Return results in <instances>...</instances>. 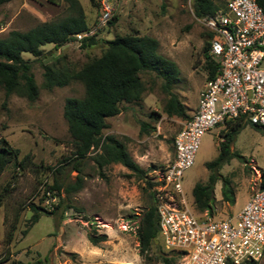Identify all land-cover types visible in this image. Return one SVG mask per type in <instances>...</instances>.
<instances>
[{"label": "rangeland", "instance_id": "1", "mask_svg": "<svg viewBox=\"0 0 264 264\" xmlns=\"http://www.w3.org/2000/svg\"><path fill=\"white\" fill-rule=\"evenodd\" d=\"M111 1L113 19L97 30L98 0H80L97 44L82 47L78 39L59 48L44 45L41 58L23 53L33 63L40 88L36 101L13 94L5 102V91L0 88V137L20 149L21 158L30 155L25 170L16 169L13 176L15 169L9 166L0 175V264H163L157 247L160 242L142 255L138 236L141 218L157 198L160 184L151 189L144 179L120 163L99 167L94 159L98 150L80 159V171L76 169L75 145L64 107L67 98L85 96V85L73 80L47 89L43 86V64L58 62L78 70L103 53L108 39L129 33L150 35L159 41V53L177 64L179 79L172 91L189 112L198 107L200 92L208 80L205 46L210 41L209 31L198 21L193 0ZM214 1L222 7L227 0ZM69 13L65 0H12L0 7V37ZM141 76L146 85L142 100L123 103L121 112L107 119L109 127L104 134L123 140L151 182L161 183L164 169L174 158L175 136L186 119L164 111L168 96L163 78L151 71ZM246 121L232 145L240 156L221 169L236 190V203L222 200L223 182L219 181L214 213L210 214L216 219L242 210L262 178L264 126L258 129ZM144 124L149 126L145 128ZM225 126L222 123L204 134L194 165L184 172L182 186L190 203L194 202L195 184L209 178L207 162L218 156L220 132ZM70 156L72 160L65 161ZM78 181L82 187L74 190ZM32 205L42 207L36 223L31 221L35 214ZM17 216L18 227L8 242L10 224ZM104 233L106 241L98 245L90 241V234ZM258 264H264V257Z\"/></svg>", "mask_w": 264, "mask_h": 264}, {"label": "trees", "instance_id": "2", "mask_svg": "<svg viewBox=\"0 0 264 264\" xmlns=\"http://www.w3.org/2000/svg\"><path fill=\"white\" fill-rule=\"evenodd\" d=\"M12 0H0V7ZM55 2V0H50ZM68 3L70 13L63 18L53 21H45L26 30H12L7 36L0 37V88L5 91L7 100L13 94L27 98L34 102L38 99L40 88L33 72V63L26 59L23 53L27 52L41 58L46 44H54L56 48L64 46L79 38L78 34L90 31L86 11L80 0H65ZM94 1V0H93ZM264 9V0H257ZM224 6L218 5L214 0H193V8L197 17L211 16ZM210 39L214 37L209 32ZM82 47L98 43L95 33L85 35L81 39ZM106 48L99 57H95L83 65L80 69H72L70 66L58 64L44 65L43 86L52 89L57 86H65L73 80H79L85 85V96L82 98L69 97L64 107V117L69 126V132L75 145L74 155L76 169L80 171L79 160L86 158L90 152L97 151L94 156L99 167L103 168L113 163H120L127 167L134 175L144 179L150 188L159 185V182H151L147 171L144 170L131 156L125 142L115 135L104 134L109 127L107 119L121 112L123 103L139 102L146 91V85L141 73L151 71L164 80V89L168 99L164 111L169 116H178L190 119L187 106L179 95L172 91L178 81L179 68L177 64L159 53V41L150 35L129 33L118 35L113 39L106 40ZM210 41L205 46L207 57L208 80L215 78L219 64L208 54ZM244 118L227 120L225 128L220 132L221 143L218 156L207 162L210 175L207 182H197L193 188V196L196 209L199 212L209 211L213 214L216 201L215 189L219 181L223 182L222 200L231 205L236 203V190L228 176L221 173L222 167L232 158L240 156L232 150V145L240 129L247 125ZM260 128L257 124H252ZM149 125L144 124L147 128ZM21 151L13 147L8 139L0 137V175L9 166L25 170L30 155L20 157ZM72 156L65 161H71ZM82 187L81 181L73 185L74 190ZM54 188L50 187V189ZM154 197V192H152ZM1 200V198H0ZM157 198L152 205L144 211L141 218L138 236L142 255L156 244L159 239V217L157 212ZM35 211L31 221L36 223L41 206L32 205ZM53 213V211H50ZM19 217L10 224L7 241L11 242L17 229ZM90 241L98 245L108 239L107 234L95 236L89 235ZM160 256L163 264H177L178 257L165 252L161 244ZM15 264H25L17 261ZM253 264H258L254 262Z\"/></svg>", "mask_w": 264, "mask_h": 264}, {"label": "built area", "instance_id": "3", "mask_svg": "<svg viewBox=\"0 0 264 264\" xmlns=\"http://www.w3.org/2000/svg\"><path fill=\"white\" fill-rule=\"evenodd\" d=\"M98 2L97 30L114 16L111 0ZM197 18L214 35L209 55L218 73L207 80L197 110L175 136L174 158L156 189L159 242L181 264H253L264 257V170L243 209L222 219L195 210L182 178L206 132L238 118L264 126V9L257 0H227L225 10Z\"/></svg>", "mask_w": 264, "mask_h": 264}, {"label": "crops", "instance_id": "4", "mask_svg": "<svg viewBox=\"0 0 264 264\" xmlns=\"http://www.w3.org/2000/svg\"><path fill=\"white\" fill-rule=\"evenodd\" d=\"M196 109H197V105L194 107V109H192V110L189 111L190 114H191V116L195 113ZM194 202H195V201H194ZM240 211H241V210L234 211L233 215L238 214Z\"/></svg>", "mask_w": 264, "mask_h": 264}, {"label": "water", "instance_id": "5", "mask_svg": "<svg viewBox=\"0 0 264 264\" xmlns=\"http://www.w3.org/2000/svg\"><path fill=\"white\" fill-rule=\"evenodd\" d=\"M155 242H156V244H158L159 243V239H155Z\"/></svg>", "mask_w": 264, "mask_h": 264}]
</instances>
